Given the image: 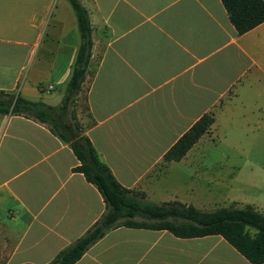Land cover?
<instances>
[{"label": "crops", "instance_id": "0c3cea01", "mask_svg": "<svg viewBox=\"0 0 264 264\" xmlns=\"http://www.w3.org/2000/svg\"><path fill=\"white\" fill-rule=\"evenodd\" d=\"M78 1L91 30L82 125L115 180L154 203L263 211L264 21L238 34L220 0ZM78 43L67 0H0V90L59 104ZM208 112V130L164 159ZM77 164L45 124L0 113V264H46L102 215ZM72 264L251 263L220 235L118 226Z\"/></svg>", "mask_w": 264, "mask_h": 264}, {"label": "trees", "instance_id": "16d2710c", "mask_svg": "<svg viewBox=\"0 0 264 264\" xmlns=\"http://www.w3.org/2000/svg\"><path fill=\"white\" fill-rule=\"evenodd\" d=\"M75 17L79 43L70 76L59 104L29 100L19 94L0 90V113L19 115L45 124L61 142L67 144L78 164L72 169L94 185L104 203V212L72 243L60 249L46 264H72L107 230L118 227L164 229L177 237L220 235L251 264L264 262V210L250 204L231 203L209 210L178 201L154 203L141 191L121 186L101 161L70 103L81 88L88 65L91 38L87 12L78 0H67ZM235 31L243 33L264 21L263 0H220ZM212 113L203 114L165 152L164 159L175 160L206 132ZM252 231V232H251ZM31 264V263H21Z\"/></svg>", "mask_w": 264, "mask_h": 264}, {"label": "rangeland", "instance_id": "374dc122", "mask_svg": "<svg viewBox=\"0 0 264 264\" xmlns=\"http://www.w3.org/2000/svg\"><path fill=\"white\" fill-rule=\"evenodd\" d=\"M32 58V55L31 57ZM26 62L25 67L20 75V79L22 77V75L26 74L28 71V68L30 67V59ZM47 82L45 80H43L42 84H46ZM55 92H58V89L55 88L54 90ZM73 110L77 120L82 124V123H86L87 122V117H86V111H85V103H84V89L80 88V91L78 92V94L75 96L74 101L72 103H70L68 111L66 113V117H69L70 115V111ZM203 151L206 152V156L209 155V150L208 149H204ZM217 170H220V172H223L224 170V165H217ZM230 176V174H229ZM238 185H240V183H238ZM240 187V186H239ZM238 187V188H239ZM224 206V205H221ZM219 207V206H218ZM213 209V208H212ZM1 213H0V222H1ZM252 232V231H251Z\"/></svg>", "mask_w": 264, "mask_h": 264}, {"label": "built area", "instance_id": "2783aa9c", "mask_svg": "<svg viewBox=\"0 0 264 264\" xmlns=\"http://www.w3.org/2000/svg\"><path fill=\"white\" fill-rule=\"evenodd\" d=\"M49 88H50V86L47 87V89H49Z\"/></svg>", "mask_w": 264, "mask_h": 264}]
</instances>
